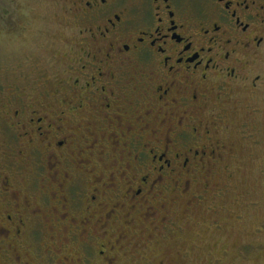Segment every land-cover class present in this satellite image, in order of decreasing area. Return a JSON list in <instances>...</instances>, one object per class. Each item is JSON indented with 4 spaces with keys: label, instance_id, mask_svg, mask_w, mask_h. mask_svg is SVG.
<instances>
[{
    "label": "flooded vegetation",
    "instance_id": "af4514ba",
    "mask_svg": "<svg viewBox=\"0 0 264 264\" xmlns=\"http://www.w3.org/2000/svg\"><path fill=\"white\" fill-rule=\"evenodd\" d=\"M62 5V63L37 66L3 104L0 254L30 264L41 254L27 238L42 233L37 249L53 264L135 260L179 229L165 189L182 196L198 178L208 189L232 150L220 140L252 138L228 114L264 88V2Z\"/></svg>",
    "mask_w": 264,
    "mask_h": 264
},
{
    "label": "rangeland",
    "instance_id": "374dc122",
    "mask_svg": "<svg viewBox=\"0 0 264 264\" xmlns=\"http://www.w3.org/2000/svg\"><path fill=\"white\" fill-rule=\"evenodd\" d=\"M63 2L0 0L1 125L6 121L4 105L14 99L10 94L17 82L35 78L37 66H48L51 72L52 66L62 63L58 52L66 44L64 35L69 32L63 27ZM256 68L264 78V56ZM238 98L228 116L230 121L233 116L236 129L242 126L252 138H241L232 129L229 140H220L232 150L223 153V161L208 178V189L203 190L200 185L204 178L192 179L188 193L182 196L180 190L165 189L171 218L179 229L171 238L154 240L152 248L135 260L120 258L116 264H158L170 258L173 263L163 264H264V88ZM24 167L32 169L31 165ZM31 177L27 176V181ZM22 190L28 193L27 186ZM192 195L196 200L191 199ZM190 200L195 201L194 205L186 211ZM215 205V211L209 208ZM42 227L37 225L40 230ZM168 232L169 229L164 230ZM27 239L35 253L37 250L41 254L28 256L30 264H53L50 254L37 249L45 239L42 233ZM19 252L22 261L27 259L22 250ZM3 255L0 254V264H16Z\"/></svg>",
    "mask_w": 264,
    "mask_h": 264
},
{
    "label": "snow or ice",
    "instance_id": "6c2138e0",
    "mask_svg": "<svg viewBox=\"0 0 264 264\" xmlns=\"http://www.w3.org/2000/svg\"><path fill=\"white\" fill-rule=\"evenodd\" d=\"M262 2H264V0H262Z\"/></svg>",
    "mask_w": 264,
    "mask_h": 264
}]
</instances>
